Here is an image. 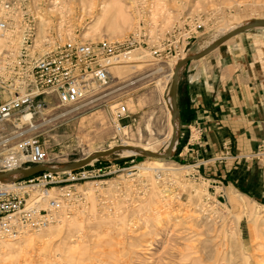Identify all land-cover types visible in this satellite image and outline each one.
<instances>
[{"label":"rangeland","instance_id":"374dc122","mask_svg":"<svg viewBox=\"0 0 264 264\" xmlns=\"http://www.w3.org/2000/svg\"><path fill=\"white\" fill-rule=\"evenodd\" d=\"M62 2L66 9L65 25L61 23L62 13L58 11L51 16L52 8L47 6L43 12L47 27L42 37L51 24H58L60 19L58 30L65 41L115 43L138 30L147 38L144 46L124 55L137 57V61L121 68L111 67L112 82L107 86L94 85L93 93L79 109L70 112L58 107L54 100L45 116L39 119L43 125L41 142L49 163L60 169L73 167L83 159L119 146V136L131 147L126 150L147 146L156 154L165 155L170 131L165 101L171 95L173 65L181 60L156 58L152 47L159 48L165 35L182 19L190 17L201 22L203 30L184 58L198 55L212 36L220 33L224 20L245 16L240 23L255 26L264 16V0ZM114 16L118 21L117 26L112 27ZM253 29L246 35L264 33V27ZM124 56L116 57L114 62ZM121 106L128 111L121 121L127 130L118 135L116 111ZM67 112L66 117L59 118ZM177 131L176 149L179 150L183 142L179 145V128ZM191 133V140L200 142L202 130L196 126ZM177 150H173L169 158L176 164L172 167L188 170L169 172L161 177L136 168L157 157H127L120 151L89 163L86 166H90V170L101 169L100 173L111 171L112 174L78 185L84 202L69 218L60 221L64 225L62 230L57 229L60 223L40 232L27 233L18 241H6L11 243L7 248L0 242V264H212L208 257L219 258L228 252L232 239L229 237L238 233L239 227L243 232V250L241 242L234 245L238 255L234 262L246 264L249 260L250 264H264V222L254 227L244 215L248 208L264 217V209L259 207L264 205L247 196H244L247 200L240 198L238 189H228L227 185L224 187L204 178L200 169L212 162L211 159L181 163L175 158ZM246 159L264 165V145ZM92 183L99 187L91 189ZM166 189L170 190L168 196L161 192ZM232 196L239 204L232 203ZM238 217L241 218L239 223Z\"/></svg>","mask_w":264,"mask_h":264},{"label":"built area","instance_id":"2783aa9c","mask_svg":"<svg viewBox=\"0 0 264 264\" xmlns=\"http://www.w3.org/2000/svg\"><path fill=\"white\" fill-rule=\"evenodd\" d=\"M47 6L58 13L63 2L0 0V241L18 240L69 218L84 202L78 185L112 174L90 170V166L28 177L21 172L38 167L60 169L49 163L41 142L43 125L39 119L45 116L51 101L56 100L58 107L70 112L79 109L93 93L94 85L112 82L110 69L116 57L146 44L147 37L141 30L115 43L65 41L58 30L60 19L40 37L39 24ZM202 30L201 22L182 19L165 35L159 48L152 47L153 56L184 58ZM127 113L125 106L117 108L118 135L124 134L121 121ZM118 142L125 146L121 136Z\"/></svg>","mask_w":264,"mask_h":264},{"label":"crops","instance_id":"0c3cea01","mask_svg":"<svg viewBox=\"0 0 264 264\" xmlns=\"http://www.w3.org/2000/svg\"><path fill=\"white\" fill-rule=\"evenodd\" d=\"M249 31L182 69L176 104L183 143L174 156L181 163L211 159L200 169L204 178L264 205V165L246 159L264 145V33ZM196 126L198 143L191 140Z\"/></svg>","mask_w":264,"mask_h":264},{"label":"bare ground","instance_id":"6f19581e","mask_svg":"<svg viewBox=\"0 0 264 264\" xmlns=\"http://www.w3.org/2000/svg\"><path fill=\"white\" fill-rule=\"evenodd\" d=\"M83 1V0H82ZM81 5L83 4V2L80 3ZM65 3H63V9H61V11H59V14H61V23L62 25H65L64 24V16L66 14H64V12H66L65 10V7H64ZM84 6V5H83ZM239 6V5H238ZM230 8V7H229ZM57 13V10L56 9H52L50 10V15L51 16H54L55 14ZM48 14V16H49ZM107 13H104L103 15H106ZM240 16V14H239ZM238 16V17H239ZM245 16H241L239 18L237 17H232V19L230 20H224L223 24H222V28L220 29V33L217 34V35H213L211 41L207 44V46L203 47L199 52L202 53L204 52L210 45H212L214 42H216L218 39H220L221 37L225 36V35H228L230 33H233L239 29H242L244 27H247L248 25L250 24H241V19L244 18ZM127 18L129 19V17L127 16ZM46 20H47V17H41V22H40V29H39V35L40 37H42V35L46 32V27L45 26L47 23H46ZM247 20V19H246ZM260 20H264V16L260 17ZM117 18L116 16L112 17V27H115L117 26ZM251 23V22H250ZM254 23V22H253ZM97 27V25L95 26ZM45 31V32H44ZM210 39V38H209ZM130 52V51H129ZM126 53H123L122 55L120 56H124ZM119 57V56H118ZM137 57H134V56H124L123 58H118L112 65V68H121L123 65H126V64H130V63H135ZM184 59V58H183ZM183 59H180V60H183ZM132 65V64H131ZM134 65V64H133ZM139 65V64H138ZM178 65V62L174 63L173 65V68H172V75L174 76L175 74V70H176V67ZM180 71V70H179ZM173 76H172V79H173ZM165 105L168 109V113H169V120H170V131L167 135V149L169 148V146L171 145V143L173 142L174 140V137H175V134L177 131V129L179 128V122H178V117L176 116L175 114V111H174V97L172 96V94L168 97V99L165 101ZM124 130H127V128H125ZM125 146L127 148H125L124 150H122L120 153H122L121 155H125V156H133V155H137V156H146V157H153V155H160V154H156L155 150H152L151 148L145 146V147H137V150H126V149H131V147L129 146V144H125ZM97 155H101V154H97ZM154 158V157H153ZM94 161H96V158L94 160H92L91 163H93ZM173 165H176L175 163L169 161V159H153L152 161H146L144 162L143 164H141L139 167L137 166L136 168L142 170V171H145V174L146 173H149V172H152L154 173L155 175H159L161 177V175H164V174H168L169 172H175L177 173L176 171H179V170H188V168L186 167H180V168H174L172 167ZM69 167H66V168H63V170L65 171H69L68 170ZM182 172V171H181ZM171 173V175H172ZM174 174V173H173ZM170 175V174H169ZM176 175V174H175ZM179 175V174H178ZM177 176V175H176ZM176 178V177H175ZM108 182V181H107ZM183 183V182H182ZM98 184H94L92 183L91 186L92 188L91 189H95L96 186ZM156 188V187H155ZM90 189V190H91ZM161 189V188H160ZM159 190V189H158ZM197 190V189H196ZM93 191V190H92ZM169 189H166V190H161L162 194H166L168 196L167 193H169ZM195 191V190H194ZM89 192V191H88ZM158 192V191H157ZM197 193V192H196ZM201 195V194H200ZM240 198H243L245 200H247L243 195L241 194H238ZM86 196V194H85ZM160 197V196H159ZM86 198L88 199V197L86 196ZM160 200V199H159ZM169 201V200H168ZM231 201L232 203H237V200L234 196L231 197ZM169 205V204H168ZM247 205V204H246ZM248 206V205H247ZM197 207V206H196ZM254 207V206H253ZM258 207V206H257ZM260 208H263L264 209V206H259ZM167 208V207H166ZM254 209V208H253ZM258 211V210H257ZM246 215L245 218L248 219V221H250V223H252V225H255L254 227H256L257 225H259V223L261 222H264V217L256 212V211H252L251 209L248 210L247 208V211H245ZM187 217V216H186ZM201 217V216H200ZM241 220L240 217L237 218V223H239ZM62 223V222H60ZM58 223V224H60ZM180 224V223H179ZM63 223L62 225L60 224L57 229L60 231L62 230L63 228ZM51 227V226H50ZM49 228V227H48ZM238 228V227H237ZM253 228V226L251 227ZM43 231V230H42ZM254 231V230H253ZM256 231H257V228H256ZM27 234V233H26ZM24 234V235H26ZM243 232L241 231L240 227H239V232L236 234H233V236H230L229 238L231 239V244H230V241H229V251L228 252H224L223 254H219L221 257H211L209 256L208 257V260L212 263V264H236L234 261L237 259V252L236 250H234V245L237 244L238 242V245L240 243L241 245V250H243V238H242V235ZM255 234V233H254ZM23 235V236H24ZM23 236H21L20 238H22ZM237 236V238H236ZM255 237V235H253ZM19 238V239H20ZM228 238V239H229ZM18 239V240H19ZM227 239V238H226ZM18 240H3V241H0L1 244L7 248L11 245L10 242H6V241H18ZM239 240V241H238ZM226 242V241H225ZM226 247V246H225ZM224 247V248H225ZM221 248V247H220ZM223 248V249H224ZM222 249V248H221ZM226 250V249H225ZM236 253H235V252ZM209 254V253H208ZM217 254V253H216ZM215 254V255H216ZM59 256V255H58ZM214 256V255H213ZM220 259V260H218ZM237 261V260H236ZM60 262V261H59ZM65 263V262H64ZM52 264V263H51ZM56 264V263H55ZM62 264V263H61ZM246 264H250L249 260L246 261Z\"/></svg>","mask_w":264,"mask_h":264},{"label":"water","instance_id":"95a60500","mask_svg":"<svg viewBox=\"0 0 264 264\" xmlns=\"http://www.w3.org/2000/svg\"><path fill=\"white\" fill-rule=\"evenodd\" d=\"M260 28V27H264V20H257L255 26H247L244 27L242 29H239L233 33H230L228 35H225L223 37H221L220 39H218L216 42H214L212 45H210L204 52L198 54V55H191L188 56L186 58H184L183 60H181L175 70V74L173 76V80H172V85H171V94L174 97V111L175 114L177 116V104H176V95H177V88H178V83H179V79H180V73L182 71V69L191 61L193 60H197L200 59L204 56H206L207 54H209L210 52H212L213 50H215L216 48H218L220 45H222L223 43H225L226 41H228L229 39H231L232 37L236 36L237 34L241 33V32H246L249 31L253 28ZM180 70V71H179ZM177 136H178V132H176L175 137L173 142L171 143V145L168 148V151L165 155H153V157H157L159 159H169L172 155L173 150L176 147V141H177ZM125 148H127L126 146H119V147H115L112 148L111 150H107L105 152H103L101 155H95L86 159H83L82 161L76 163L73 167H70L68 170H78L86 165H88L90 162H92V160L99 159L111 154H114L116 152H120L122 150H124ZM59 170H63V169H52L50 167H38L34 170L31 171H22L21 173L24 175V177H28L31 176L33 174H37L40 172H44V171H48V172H58Z\"/></svg>","mask_w":264,"mask_h":264}]
</instances>
